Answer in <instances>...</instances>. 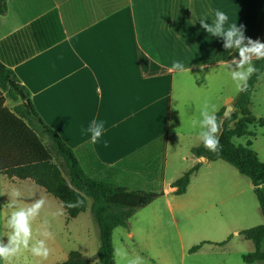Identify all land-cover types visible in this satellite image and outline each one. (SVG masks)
<instances>
[{
    "label": "crops",
    "instance_id": "crops-1",
    "mask_svg": "<svg viewBox=\"0 0 264 264\" xmlns=\"http://www.w3.org/2000/svg\"><path fill=\"white\" fill-rule=\"evenodd\" d=\"M216 10L227 14L226 28L243 26L246 37L264 42V0H7L0 62L89 177L167 198L182 171L170 174L172 118L192 124L205 103L218 113L239 93L222 63L238 53L199 22L213 23ZM174 61L189 71L170 72ZM93 120L104 123L95 144ZM180 159L210 164L192 154ZM36 186L0 175L5 243L6 200L19 192L16 203H24ZM126 229L134 239L131 223Z\"/></svg>",
    "mask_w": 264,
    "mask_h": 264
},
{
    "label": "rangeland",
    "instance_id": "rangeland-1",
    "mask_svg": "<svg viewBox=\"0 0 264 264\" xmlns=\"http://www.w3.org/2000/svg\"><path fill=\"white\" fill-rule=\"evenodd\" d=\"M7 105L13 107L14 104L8 101ZM250 109L258 118H264V73L256 84ZM171 122L170 174L182 170L181 177L191 168L192 162L180 157L192 154V148L202 142L198 126L193 129L190 121H185L183 126L177 116ZM179 130L184 135H178ZM250 130L254 136L234 138V142L245 145L252 141V149L264 162V126L252 125ZM36 187V191L27 190L25 202L18 205L28 206L38 198L45 200L40 215L33 221V240L43 238L40 232L45 229L51 232V238L46 240L49 255L44 259L22 250L11 258V264H58L65 261L71 251H80L90 262L97 263L100 234L90 210L91 199H88L86 211L66 222L59 200L44 188ZM8 204L6 200L2 223L6 235L9 234L7 217L15 210ZM129 223L136 229V237L128 238V230L118 227L113 232V245L115 250H126L129 258L139 256L142 264H264L263 261L246 263L243 259L255 247L240 233L264 223L254 186L248 177L224 160L201 164L185 194H171L167 198L160 195L137 210ZM195 246L199 248L191 251ZM261 250L264 251V242ZM115 260L116 264H126L116 255Z\"/></svg>",
    "mask_w": 264,
    "mask_h": 264
},
{
    "label": "trees",
    "instance_id": "trees-1",
    "mask_svg": "<svg viewBox=\"0 0 264 264\" xmlns=\"http://www.w3.org/2000/svg\"><path fill=\"white\" fill-rule=\"evenodd\" d=\"M7 11V0H0V14ZM260 71L248 81L247 91L235 97L230 106L216 113L222 124L219 133L220 149L209 152L201 143L192 148V155L202 160H224L234 166L241 175L248 177L258 197L264 216V162L252 149V141L236 145L234 138L252 137V125L264 126V118L255 116L251 100L256 84L264 73V59L254 60ZM13 103L9 107L7 102ZM227 113V117H225ZM48 142H47V141ZM201 163L193 165L172 183L175 195H183L198 172ZM66 173V174H65ZM0 175L20 180L29 179L44 188L46 193L61 203L67 220L75 219L86 211L88 199L90 210L98 225L100 246L98 262L92 263L80 251H71L68 258L58 264H116L113 232L118 227L129 228L130 218L137 210L148 206L162 193L145 190H130L108 182L89 177L80 167L72 150L61 137L40 119L26 89L0 62ZM81 200L77 207L68 203ZM254 244V251L243 256L244 262H264V223L240 233ZM199 246L191 248L195 251Z\"/></svg>",
    "mask_w": 264,
    "mask_h": 264
},
{
    "label": "clouds",
    "instance_id": "clouds-1",
    "mask_svg": "<svg viewBox=\"0 0 264 264\" xmlns=\"http://www.w3.org/2000/svg\"><path fill=\"white\" fill-rule=\"evenodd\" d=\"M228 21V16L225 12L216 10L215 20L213 23H206V19H200L201 28L212 36L222 38L223 48L225 50H236L238 53L228 62L225 63L229 70V75L235 83L238 91H247L248 81L260 70L257 69L253 61L264 59V42L259 39L253 40L244 35L243 26L238 27L236 24H231L225 27ZM170 72L183 73L189 71L185 69L180 61H174L172 66L168 69ZM217 109L205 103L201 110V119L192 122V127L199 128L198 136L204 148L209 152H218L220 149L219 133L221 129L222 120L215 114ZM227 117V113H225ZM104 130V123L93 120L88 132L91 133V142L95 144L102 136ZM20 197L19 192H15L12 197V202L8 204L9 208L15 209L10 212L6 220V229L8 231L7 243L4 242L3 237H0V260L5 262L10 261L11 258L17 256L22 250H28L35 257L46 259L49 255V248L46 240L51 238L52 233L46 229L40 232L43 238L33 240V221L39 216L41 209L45 205L43 198L35 199L28 206H19L16 200ZM82 204L81 200L75 203L69 202L68 207H77ZM115 255L126 264H142V259L137 256L129 258L128 253L124 249H116Z\"/></svg>",
    "mask_w": 264,
    "mask_h": 264
}]
</instances>
